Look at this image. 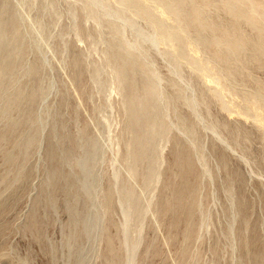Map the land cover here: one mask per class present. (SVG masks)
<instances>
[{"label": "rangeland", "instance_id": "rangeland-1", "mask_svg": "<svg viewBox=\"0 0 264 264\" xmlns=\"http://www.w3.org/2000/svg\"><path fill=\"white\" fill-rule=\"evenodd\" d=\"M90 1L0 0V264H264V0Z\"/></svg>", "mask_w": 264, "mask_h": 264}, {"label": "bare ground", "instance_id": "bare-ground-1", "mask_svg": "<svg viewBox=\"0 0 264 264\" xmlns=\"http://www.w3.org/2000/svg\"><path fill=\"white\" fill-rule=\"evenodd\" d=\"M132 0H121V2L123 3V4H128V3H130ZM232 1V0H231ZM243 1H245V0H243ZM247 1V0H246ZM248 1H250V0H248ZM247 1V2H248ZM91 2V1H90ZM155 2V1H154ZM154 2H151V3H153V4H155ZM252 2V1H251ZM92 4H93V6L94 5H99L100 7H101V3L99 2V1H97V0H92V2H91ZM90 3V4H91ZM140 3V2H139ZM142 3V2H141ZM234 3H237V2H234ZM106 4V3H105ZM157 4V3H156ZM155 4V5H156ZM247 4H249V2L247 3ZM231 5V4H230ZM238 5V4H237ZM250 5H252L251 3H250ZM140 6V5H139ZM161 6V5H160ZM196 6V5H195ZM243 6V5H242ZM95 7V6H94ZM130 7V6H129ZM170 7V6H169ZM253 7V6H252ZM255 7V6H254ZM254 7H253V11H254ZM257 7V6H256ZM255 7V8H256ZM97 8V7H96ZM161 8V7H160ZM202 8V7H201ZM201 8H200V10H201ZM231 8L233 9V7L231 6ZM238 8V7H237ZM244 8V7H243ZM102 9H104L105 10V8L103 7ZM135 8H134V6H133V10H134ZM195 9V8H194ZM235 9V8H234ZM242 9V8H241ZM259 9V8H258ZM181 10H182V8H181ZM192 10V9H191ZM228 10H230V9H228ZM250 10H252V8L250 9ZM260 10V9H259ZM120 11V10H119ZM195 11V10H194ZM197 11V10H196ZM204 11V10H203ZM105 12V11H104ZM182 12V11H181ZM199 12V11H198ZM233 12H234V10H233ZM252 12V11H251ZM257 12H259L258 10H257ZM202 13V12H201ZM229 13H231V12H229ZM106 14H107V16L109 17H115V19L116 18H119V20H120V18H121V16H120V14L118 13V12H115V11H112V10H110V9H106ZM137 14V13H136ZM179 14V13H178ZM254 14V13H253ZM161 16V15H160ZM177 16V15H176ZM182 16V15H181ZM244 16V15H243ZM253 16H256V15H253ZM107 17V18H108ZM147 17H148V15H147ZM178 17V16H177ZM247 17V16H246ZM261 17V16H260ZM264 18V17H263ZM153 19V18H152ZM240 19V18H239ZM158 20V19H157ZM247 20V19H246ZM121 22H122V19L120 20ZM119 21V22H120ZM123 22H125V21H123ZM122 22V23H123ZM130 22V21H129ZM132 22V21H131ZM166 22V21H165ZM249 22V21H248ZM127 23V22H126ZM169 23V22H168ZM125 24V23H124ZM167 24H165L163 21H159V22H157V24L155 25V28H156V30H158V29H165L167 26H166ZM173 25V24H172ZM182 24H180V26H181ZM130 26L133 28L134 27V25H132V24H130ZM151 27H153V26H151ZM174 27V26H173ZM178 27V26H177ZM263 27V26H262ZM171 28V27H170ZM134 29H136V28H134ZM175 29V28H174ZM177 29H179V27L177 28ZM169 31V30H168ZM172 31H174V30H172ZM176 31H178V30H176ZM179 33H180V31H178ZM181 32H183V30L181 31ZM204 32V31H203ZM262 32H264L263 30H262ZM147 33V32H146ZM157 33V32H156ZM168 33V32H167ZM178 33V34H179ZM185 33V32H184ZM183 33V34H184ZM139 34H140V32L137 34L138 36H139ZM142 34V33H141ZM140 34V35H141ZM181 34V33H180ZM118 35V34H117ZM122 35V34H121ZM142 35H144V34H142ZM149 35V34H148ZM170 35V34H169ZM160 36V35H159ZM143 38H145V39H147V40H149L148 42H152V43H154V44H156L157 43V45H159V43H158V38H157V34L154 36H146V35H144V37ZM142 38V39H143ZM170 39H172L171 38V36H170ZM186 39V38H185ZM144 41V40H143ZM163 42H164V39L162 40ZM166 41V40H165ZM167 42H169V41H167ZM198 42V41H197ZM161 43V42H160ZM191 43V42H190ZM129 45V44H128ZM217 45V44H216ZM131 46V45H130ZM171 46V45H170ZM134 47H135V45H134ZM137 47V46H136ZM138 47H139V45H138ZM222 47V46H221ZM131 50H132V48L131 47H129ZM128 48V49H129ZM127 49V50H128ZM179 49V48H178ZM136 50V49H135ZM135 50H134V52H135ZM181 49H179V51H180ZM174 51V50H173ZM176 51V50H175ZM174 51V52H175ZM128 52V51H127ZM171 52H172V50H171ZM181 52V51H180ZM126 53V52H125ZM130 53V52H129ZM128 54V53H127ZM181 55V54H180ZM128 57V56H127ZM125 59V58H124ZM130 59V58H129ZM131 59H132V57H131ZM194 59V58H193ZM195 63H198V62H195ZM201 63V62H200ZM197 66H200L199 64H196ZM125 66V65H124ZM207 68V67H206ZM200 69H201V67H200ZM208 72V71H207ZM122 78V77H121ZM220 80H221V78H220ZM220 85V84H219ZM156 91V90H155ZM149 92V91H148ZM151 93V92H150ZM260 97V96H259ZM147 100H148V98H147ZM256 114H257V112H256Z\"/></svg>", "mask_w": 264, "mask_h": 264}]
</instances>
